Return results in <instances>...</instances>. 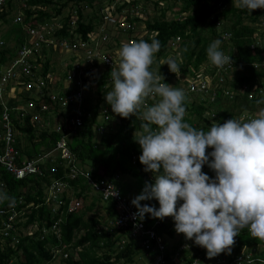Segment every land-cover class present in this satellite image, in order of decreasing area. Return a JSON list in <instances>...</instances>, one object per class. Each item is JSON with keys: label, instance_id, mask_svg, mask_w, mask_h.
<instances>
[{"label": "trees", "instance_id": "1", "mask_svg": "<svg viewBox=\"0 0 264 264\" xmlns=\"http://www.w3.org/2000/svg\"><path fill=\"white\" fill-rule=\"evenodd\" d=\"M94 1L96 0H26L27 8L24 10L26 15L25 21H27L26 25L28 27L34 26L33 22L39 19L46 20L52 17H58L69 5H71V9L75 10L76 15L78 14L76 31L80 33L86 41L88 40V34L92 31L95 32L97 26L100 25V17L98 16L99 19H97V16H95L86 20L83 17L79 4L87 3L91 5ZM109 1L111 2L112 0ZM179 1L183 3L182 6H180L176 12H173L180 15L178 20H164V13H162L160 18L144 22L145 31H148L149 35L136 38L137 42L144 40L150 43L153 38L161 42V49L154 55L150 70L163 75V82L171 86L174 84L173 82L177 80V76L183 77L188 75L189 68L193 70L194 76L199 66L208 62L206 49L209 44L216 39H221V33L229 31L231 37L227 43L223 41L221 47L225 54L232 56L234 67L238 68L234 74V82H230L228 77L225 81L227 88L236 90L237 95L232 103V107L233 109L250 112H256L264 108V104L257 103L260 99L248 101L247 98L241 94L242 92L238 90L243 84L254 79H258L262 83L264 81V71L256 70L252 66H247L242 69L239 67L241 63L251 64L262 58L260 52L256 54L251 53L248 46L249 43L252 42V37L255 33V23L259 18L264 16V9H256L253 11L241 9L234 5L235 0ZM155 4L158 5L157 3ZM13 8L12 0L6 1L5 4L0 7L1 22H8L9 11H12ZM50 8L53 10L52 14L47 13V10ZM171 11L173 10L171 9ZM71 16L72 14L69 12L59 20L60 23H62V29L55 32L54 35L56 38H63L68 34V28L72 21ZM129 21L135 23L138 27L143 23V20L141 21L139 19L130 18ZM227 22L229 23V27L227 26ZM204 27L210 29V38L202 37L203 35L201 32ZM218 28L221 29V31L219 30L220 33L216 31ZM152 34L154 35L150 37ZM14 36H17L14 47L10 49L4 48L0 51V76L2 67L14 57L15 48L22 43L23 34L21 27L15 30ZM128 37L129 36H125V38ZM119 38L121 37L119 36ZM177 38L180 42L173 51V54H171L169 51V43ZM112 40H114V38ZM234 50L236 54L233 55L232 51ZM174 54H178V56L176 57ZM169 56L177 61L180 67L178 74L172 73L168 65L165 64L170 58ZM161 59L164 60L163 64H160ZM48 67L49 63L47 62V64L43 66L44 74L47 73ZM94 69L97 74L100 72L98 65H94ZM90 73L94 74L92 70H90ZM109 77V72H102L100 76L91 79L98 100L91 101L92 108L88 109L89 117L85 120V126L81 131L75 132L70 137L69 147L71 151L75 153L79 162L88 161L90 163L89 169L93 170L92 178L98 182L111 179L116 173H128L132 176H142L144 181L148 182L147 172L144 171L145 166L142 165L139 160L142 150L139 144L134 140L136 134L141 131L140 125L142 121L140 119H136L135 116L122 118L116 113H114V115L111 114L107 131L101 135L99 139L96 138V118L98 117L99 107H102L101 104L106 101L103 95L108 92L104 87L109 84ZM185 95L186 112L188 111V113L200 117L201 112L205 110V106L202 103L195 102H193L194 104L191 103L188 105V94L185 93ZM219 97H221V95ZM19 102L21 103L22 100ZM44 102L50 103L46 102V100ZM20 103L18 105H21ZM208 106L209 109L214 108L215 112L221 109V106L215 107L211 104ZM228 110L230 109L222 110L219 118H217L218 123L223 124L225 121L231 119V116L227 114L229 112ZM57 115H61V113ZM184 119L186 122L190 123L188 119ZM13 127L27 143L23 152H20L21 156L23 154L26 159H31L35 155L49 152L52 150L54 143L58 140L59 135L67 133L64 126L63 130L60 132L43 131L37 135L35 128L30 125L29 119H27L26 122L16 120L14 121ZM18 139L19 138L16 137V147L20 148ZM133 158H135L134 164H132ZM53 165L55 167L53 174H45L43 177L31 176L23 180H16L11 174L5 173L0 169V187L5 190L4 193H7L9 197L14 198V203H11V206L10 201L0 202V208L5 210L14 209L18 216L23 214V218L26 219L24 226H31L32 222L38 221L41 230H49L51 226L61 218L59 224V237L55 234H47L48 236H45V238L24 237L19 239L18 244L14 246H10L9 240L6 241L5 245L0 247V264H48L54 258L53 251H50L51 248L55 250H61L63 248H74L78 250L81 248L76 258L68 255L66 264H110L111 258L109 254L98 257L95 251L96 248H98L99 242L103 239L108 240V236L106 235L105 237L104 234L98 232V222L96 220L86 219V213L91 211L94 204L86 207L84 211L82 210L79 214L76 212H66L68 203L70 202L67 198L62 199L63 204L59 206L57 215L53 214L50 208L46 207L43 200L44 189L47 184H49L51 178L60 179L61 182L66 183V188L71 189L75 198H78L77 200L80 202L85 201L88 195L94 194L85 181L81 179H66V169H64L60 163H48L50 168ZM207 167L203 166L202 169H206ZM44 168L47 167L44 166ZM204 173L210 178H213L214 171L209 167ZM98 200L101 201L99 198ZM141 203L142 205H154L157 209L159 208V203L155 199L141 201ZM106 204L108 206L106 210L110 216L115 217L114 206L111 203ZM144 219L147 226H150L153 221L156 220V218H152L151 215L147 213ZM80 230L83 231V234L75 239L76 232ZM156 231L160 235L172 237L173 234L176 233L174 219L169 217V221L160 222ZM108 233L119 234L120 232L113 230ZM235 240L236 243L232 246L234 252H238L246 246H261L264 249V241L252 237L247 229L241 231L240 235H238ZM136 248L138 249L132 240L130 244H127L124 250L116 253L115 262H119L122 259L131 262L132 254L136 256ZM204 249L203 247H199L198 251L202 253Z\"/></svg>", "mask_w": 264, "mask_h": 264}, {"label": "built area", "instance_id": "2", "mask_svg": "<svg viewBox=\"0 0 264 264\" xmlns=\"http://www.w3.org/2000/svg\"><path fill=\"white\" fill-rule=\"evenodd\" d=\"M6 1L8 0H0V7ZM136 1L139 0L108 1L110 9L101 11L100 25L97 26L95 32L92 31L88 34V40L86 41L76 31L77 16L71 19L72 21L68 28L69 32L63 38H56L54 35L55 32L62 29L60 19L55 24L47 25L44 21L39 26L26 29L23 43L18 48L12 62L2 69L0 76V169L5 173L11 174L16 180H23L31 176L43 177L46 174L43 170V166L46 163H60L66 169V179H81L85 181L87 186L102 202L111 203L114 206L115 217L110 222L111 231L120 232L119 235L122 237L123 244L126 243L125 246L133 240L144 254L143 256L148 258L151 264H264V249L261 246L248 247V249L245 247L238 252L231 250V254L221 253L211 259L207 256V250L204 249L200 253L198 251L200 246H197L192 240H184L176 247L171 246L163 238V235L158 234L156 231L163 219L156 218L150 226H147L144 218L142 220L138 217L134 218V214L137 213L136 207L131 203L134 198L122 195L119 189L121 176L118 173L114 174L111 179H105L100 182L94 180L92 178V170L81 166L75 153L69 147L70 137L84 128L85 120L89 117L90 89L93 88V91H95L91 79L100 76L102 72L110 73L112 68H117L120 57L118 55L119 50L116 49H120L124 43L135 41L138 26L133 22L131 23L129 19L142 21L146 17L142 11L144 7L139 9L135 7ZM149 1L144 0L142 6ZM151 2L154 1L151 0ZM179 18L180 15L175 19L178 20ZM48 26H50V29H47ZM56 26L57 28L54 29ZM254 27L255 33L248 49L253 54L260 52L262 58L251 64L241 63L239 67L242 69L252 66L256 70L264 71V16L257 20ZM49 32L51 33L49 34ZM113 32H119L120 37H129L125 38L126 42H121V46H118L116 41L112 40V38H115ZM220 37L227 43L231 34L229 31L223 32ZM111 40L113 41L112 43ZM179 42L180 40L177 38L169 43L170 53H173ZM49 47L51 52L57 47L60 52L72 53V60L66 65H62L65 75L61 78L55 76L50 67L46 74L43 72L44 63L50 57V54L46 52ZM232 53L234 55L236 51L234 50ZM94 65L99 66L100 72L98 74L95 72ZM237 69L234 64L217 68L208 61L206 64L199 66L196 75L188 78L184 92L188 96L195 95L198 98L197 100L200 101L198 103H202L204 106L211 104L216 107L223 101L233 103L237 95L236 90L227 88L225 81L228 77L230 82H234V74L232 72ZM90 70L94 74H91ZM110 83H112L111 77H109ZM47 90H53L55 95L47 97ZM238 90L242 92L241 94L248 101L264 99V82L262 83L258 79L243 84ZM9 93L12 94V97H15L14 100L17 102L18 99L25 100L23 101V106L15 107V105L8 108L4 102V96ZM220 95L221 97H219ZM36 96H40L50 103H45V100H42V103L34 102ZM158 99L159 97H149L147 98V103L151 105ZM217 99L220 102L213 104ZM197 100H195L196 103ZM103 108V114L107 115L108 109ZM57 110L64 112L61 115L66 117L63 124L67 133L59 135L58 140L49 152L35 155L31 159L21 156L16 147L14 120L26 122L29 119V123L35 128V131L41 132L48 124V116L50 114L59 116L57 115L59 114ZM11 111H15L14 116ZM245 114H243V120L247 121L255 117L257 111H245ZM110 118L102 116L105 122L110 120ZM61 130H63V127H59L56 132ZM106 131L107 129L105 130L103 125L96 127V133L99 137ZM134 161L135 158H133L132 164H134ZM204 166L207 167V164ZM54 169L53 165L47 174H53ZM214 178L215 172L213 173ZM66 187L67 184L61 182L60 179L51 178L44 189L43 200L46 206L52 199H55L53 201L54 207L48 206L53 214L57 215L59 206L63 204V196L58 199H56V196L61 195ZM115 190L118 195L112 196ZM80 207V201H71L68 203L66 212H76ZM19 216L14 209L5 210L0 208L1 242L9 240L10 246L18 244L16 221ZM60 222L61 218L49 230H46V234H55L59 237Z\"/></svg>", "mask_w": 264, "mask_h": 264}, {"label": "clouds", "instance_id": "3", "mask_svg": "<svg viewBox=\"0 0 264 264\" xmlns=\"http://www.w3.org/2000/svg\"><path fill=\"white\" fill-rule=\"evenodd\" d=\"M238 7L264 9V0H239ZM222 43L216 39L206 49L217 68L234 63ZM161 46L155 38L150 43L122 44L118 67L110 72L112 91L105 95L114 113L142 121L134 140L142 150L140 163L145 172L153 173L155 182L146 181L141 194L132 199L134 218L142 220L146 213L161 220L172 217L175 231L205 248L210 259L231 254L244 229L264 241V108L247 121L231 118L212 123L208 131L193 127L184 119V90L164 83L163 75L150 70ZM165 64L179 73L175 59ZM149 97L159 99L149 105ZM209 148L213 150L208 152ZM206 164L215 172L214 179L202 171ZM153 199L158 209L141 205ZM4 201L11 206L14 198L0 192V202Z\"/></svg>", "mask_w": 264, "mask_h": 264}, {"label": "rangeland", "instance_id": "4", "mask_svg": "<svg viewBox=\"0 0 264 264\" xmlns=\"http://www.w3.org/2000/svg\"><path fill=\"white\" fill-rule=\"evenodd\" d=\"M109 0H101V1H94L91 5L87 4V3H80L79 7L82 11L83 17L86 20H89L95 16H97V19H99V15L101 14V11H108L110 9V4L108 3ZM154 2H151V0L144 6H142V3L144 2V0H139L136 1L137 3L135 4V7L137 9H139L140 7H144L142 8V11L144 12L143 15H145V19L143 20V23L140 24V26L137 28L136 31V38H141V37H145L147 35H149L148 31H145V24L144 22L146 21H152L154 19H158L161 17V14L164 13V20H176L175 18L178 17V15L176 12L178 10V8H180V6H182L183 3H181L179 0H153ZM234 5L238 6L239 4V0H235L234 1ZM155 3H157L158 5H156ZM12 5L14 6L12 11H9V17H8V22L7 23H3L0 21V51H2L4 48L6 49H10L12 47H14V42L12 40V37L14 36L15 30L18 29V27H23V24L27 21H25L26 19V15L24 13V10L27 8L26 5V0H12ZM72 6L69 5L60 16L58 17H52L50 19H39L34 23V26H27V28H32L35 26H39L43 21H45L44 23L47 25L50 24H55L59 19L63 18L64 15L68 14L69 12H71L72 16L71 18L76 16V12L75 10L71 9ZM102 8V9H101ZM170 8V9H168ZM8 9V8H7ZM34 9V8H33ZM77 9V8H75ZM171 9L173 11H171ZM165 10V11H164ZM21 13L23 14V18H19V14ZM53 10L52 8L47 10L48 14H52ZM78 16V14H77ZM226 23V22H225ZM227 26L229 27V23L227 22ZM57 26L54 28L56 29ZM47 29H50V26L47 27ZM221 29H216V31H218L220 33ZM45 32V31H44ZM46 33V32H45ZM51 32H49L50 34ZM115 35V38H119V32H113ZM113 33H111V35H113ZM202 33V37L204 38H210V29H208V27H204ZM154 34H152L150 37H152ZM123 37V36H122ZM119 38V39H115L117 45L119 46L121 44V42H126L125 38ZM135 38V41L137 42ZM113 39V38H112ZM114 41V42H115ZM113 41L111 40V43ZM121 46V45H120ZM228 47V46H227ZM229 48V47H228ZM121 49V47H120ZM119 48L116 50H120ZM46 52L48 54L51 53V48L49 47V49L46 50ZM179 53V52H178ZM173 54V53H171ZM174 56H178V54H174ZM72 53L67 54L64 51H59V48L55 47V49L53 50V53L50 56V60L52 62V67L50 69L54 70V73L57 77H60V74H62V71H65L62 68V65H66L67 63L70 62V60H72ZM170 58H173L171 56H169ZM65 60L64 63H62V61ZM163 59L160 60V64H163ZM208 61H210L208 59ZM50 67V66H49ZM2 71V70H1ZM96 72V71H95ZM233 74H235V71L232 72ZM193 75V70L191 68H189V73L186 76L183 77H179L177 76V80H175L172 84L173 87L179 88V89H183L185 91V86H186V82L188 80V78L190 76ZM62 77V76H61ZM264 82V81H263ZM50 86V85H49ZM113 88V83H110L108 85H106L104 87L105 90L112 91ZM91 90V95H90V102L95 100L97 101V95H96V91H93L94 89H90ZM19 91V90H17ZM46 96L50 97L51 95H55V92H53V90H47L46 92ZM105 93L103 95V98H105ZM198 98L195 95H190L187 97V104H194L193 102H195V100H197ZM21 99H18V102ZM45 100L44 98L40 97V96H36V99L34 102H40ZM213 100V99H211ZM32 101V99H31ZM17 102L16 105H18L19 103ZM200 102L199 100H197V103ZM220 100H215L213 102V104H217L219 103ZM196 103V102H195ZM23 106V100L20 103ZM94 104V103H93ZM21 105H18L19 107ZM102 107H99L98 109V117L96 118L97 123L96 126L99 125H103L104 129H108L109 127V121L107 120L106 122L102 119V116H107L108 118H110L111 114L114 115V112L111 109V106L104 101L102 104ZM221 109L218 110L217 112H215L214 108L209 109V106H205V110H203L201 112V116H195L192 113H188V111L186 112V115L184 118L188 119V121L190 122V124L198 129H203L204 131H208L211 124L212 123H218L217 122V118H219L222 110L224 109H230L228 110L229 112L227 113L228 115L231 116V118H235V119H239V120H243V114H245L244 110H237V109H233L232 107V103L230 102H221L220 105ZM108 109V114L105 115L103 114V110L104 108ZM223 107V108H222ZM89 108H92L91 104L89 105ZM103 109V110H102ZM94 110V107H93ZM58 111V110H57ZM260 111V110H259ZM257 111V114L258 112ZM59 113H64L63 111H58ZM248 112V111H247ZM66 113V111H65ZM101 114V115H100ZM256 114V113H255ZM66 117L59 115H53L50 114L48 116V124L45 126V128L43 129V131H57V129L59 127H64L63 121L65 120ZM221 119V118H220ZM110 125L112 126L111 122ZM43 131L39 132L36 130V134H40ZM97 134V133H96ZM16 137L19 138V146L20 148L18 149L19 152H23V149H25V146L27 145L26 141L23 139V137H21L18 134V131L16 132ZM99 137V136H98ZM97 137V139H98ZM100 138V137H99ZM209 151H212L213 149L209 148ZM208 151V152H209ZM211 160V159H210ZM88 163V162H87ZM44 166H46L47 168H44ZM43 166V170L46 172V174L48 172H50V167L48 166V163H46ZM88 164H86V168L89 169ZM93 171V170H92ZM202 171L205 172V168L202 169ZM117 174V173H116ZM119 176H121V181L119 184V189L121 190V193L124 194V196L126 197H130V198H135L136 196L140 195L144 186H145V181L143 179L142 176H132L128 173L126 174H122V173H118ZM147 180L149 183H154L155 182V178L153 173L151 172H147ZM5 190L0 187V192H4ZM63 196V198H67L70 200V202L72 201H76L77 199L75 198V196L73 195V193L71 192V189H67L65 188L62 191V194L59 195L58 197L56 196V199H58L59 197ZM55 199H52L48 206L49 207H54L53 206V201ZM80 200V199H79ZM88 199L83 203L81 202V207L76 211L77 214H79L82 210L84 211V209L86 208L85 206H88ZM182 203L179 202L178 203V207L179 205ZM48 206H46L47 208H49ZM103 207H107L106 203H102L100 201V204L97 205V209H99L96 213H94L93 211L91 213H86V219H93L96 220L97 218V222H98V232L102 233L108 236V240L107 239H103L99 242L98 248H96V255L98 257H102L104 254H109L110 255V264H150V262L148 261V258H146L145 256H143L144 254L141 252V250H139V248L136 250V256H133L132 254V261L131 262H127L125 259H122L119 262H115V255L117 252H120L122 250H124V248L126 247V243L123 244V240L122 237L118 234V233H113L110 234L108 232L111 231V225H110V221H112L114 219V217L110 216V214L108 212H103L102 213V209ZM177 207V208H178ZM101 210V211H100ZM75 213V212H74ZM169 221V217H165L163 218V222H167ZM26 223V219L23 218V214L19 216V218L16 221V226L17 227V235H18V239L24 238V237H35V238H45V236H48L46 234V230L42 229L39 227L40 223L38 221H34L32 222L31 226H24V224ZM113 229V228H112ZM83 234V231L80 230L78 232H76L75 234V239L79 238V236H81ZM163 238L173 247L178 246L179 244H181L185 239V236L183 234H178L177 232L173 234L172 237H168L166 235L163 236ZM111 244V245H110ZM5 242H1L0 241V247L4 246ZM54 248H49L50 251H53L54 254V258L52 259V261L48 264H66L68 255H71L73 257H77V253L81 250L80 249H74V248H63L61 250H53ZM248 249V247L246 248ZM67 250V251H65ZM139 250V251H138ZM142 255V256H141Z\"/></svg>", "mask_w": 264, "mask_h": 264}, {"label": "crops", "instance_id": "5", "mask_svg": "<svg viewBox=\"0 0 264 264\" xmlns=\"http://www.w3.org/2000/svg\"><path fill=\"white\" fill-rule=\"evenodd\" d=\"M102 9V8H101ZM19 16V18H23V14L21 13V11H20V14L18 15ZM77 16V15H76ZM99 17H100V15H99ZM21 29H22V34H23V38H22V43H23V41H24V38H25V31H26V29H27V25L24 23L23 24V27H21ZM20 38V37H19ZM12 40H13V42H14V45H15V42H16V40H17V36H13L12 37ZM21 43V44H22ZM20 47V45L17 47V48H15V55H16V53H17V50H18V48ZM53 52H51L50 53V56H51V54H52ZM15 55H14V57H15ZM14 57L11 59V60H9L3 67H2V69L3 68H6L11 62H12V60L14 59ZM47 62L49 63V66H50V68L52 67V62H51V60H50V57H49V60L48 61H45V63H44V65L45 64H47ZM65 62V60H63L62 61V63H64ZM62 68H63V66H62ZM1 69V70H2ZM48 69H49V67H48ZM64 69V68H63ZM52 70V73L55 75V73H54V70L53 69H51ZM63 75H64V71H62V74H60V77L59 78H61V76L63 77ZM56 76V75H55ZM15 99V97H12V94L11 93H9V94H6L5 96H4V102H5V104H6V106L8 107V108H11V107H14L16 104H17V101L16 100H14ZM16 103V104H15ZM15 107H19L18 105H16ZM2 110V109H1ZM11 113H12V115L14 116L15 115V111H11ZM14 121H16V120H14ZM98 137V136H97ZM96 137V138H97ZM22 156H23V154H22ZM24 158H26L25 156H23ZM88 161H84V162H81L80 161V163H81V166H83V167H85L86 168V164H90L89 162L87 163ZM124 195V194H123ZM88 199V206H91L92 204H94V207L91 209V211H89V212H87V213H91L92 211L94 212V213H96L99 209H97V205L98 204H100V201L98 200V197L96 196V195H94V194H90V195H88L87 196V198H86V200ZM85 200V201H86ZM85 201H83V203L85 202ZM88 206H85V207H88ZM108 208V206L107 207H103V209H102V213L103 212H108L106 209ZM101 211V210H100ZM96 220H97V218H96ZM110 222H112V221H110ZM164 236V235H163ZM247 247V246H246ZM243 249V248H242ZM140 250V249H139ZM241 250V249H240ZM142 252V251H141ZM142 256V255H141ZM149 260V259H148ZM151 264V263H150Z\"/></svg>", "mask_w": 264, "mask_h": 264}]
</instances>
